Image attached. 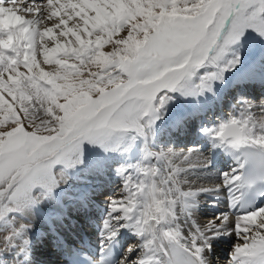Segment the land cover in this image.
<instances>
[{
    "label": "snow or ice",
    "instance_id": "6c2138e0",
    "mask_svg": "<svg viewBox=\"0 0 264 264\" xmlns=\"http://www.w3.org/2000/svg\"><path fill=\"white\" fill-rule=\"evenodd\" d=\"M249 45L264 60V0H0V264H33L34 220L55 204L63 222L82 168L119 192L98 255L52 229L66 264H213L222 238L226 264H264V100L242 79L227 116L199 123L203 147L172 140L221 100ZM73 201L89 223L91 194ZM202 201L224 210L201 222ZM124 231L136 242L118 256Z\"/></svg>",
    "mask_w": 264,
    "mask_h": 264
},
{
    "label": "bare ground",
    "instance_id": "6f19581e",
    "mask_svg": "<svg viewBox=\"0 0 264 264\" xmlns=\"http://www.w3.org/2000/svg\"><path fill=\"white\" fill-rule=\"evenodd\" d=\"M258 63L260 64V66H262L261 65V60L259 58H250V59H248V61L245 64L242 63V65L244 64L243 66L240 65V66L244 67V69L242 71H238L237 72L235 80L230 81V83L227 82L226 85H224V86H218V93L221 96V100L225 97L224 93L228 89H230V87H232V83H238L242 79L246 80L248 84H256V85L264 84V73H261V72H263L262 70H261V72L258 71V69H257L258 66H256V64H258ZM242 67H240L239 69H242ZM220 90H223L224 93H221ZM209 98L212 99V97H209ZM221 100H216L215 102H214V100H212L214 105L211 106V109L215 108V110L218 112L217 116L214 115L218 119H220L221 117H226L227 113L229 111H231L230 106L228 107L226 113H225V110L224 111H223V109L221 110V107H220ZM181 101H183V100H181ZM173 103H175V102H173ZM192 106L193 105L188 104L186 110H191ZM211 119H214V118L211 117ZM212 125L214 126V123ZM179 137H183V135H179ZM84 171H85V169H84ZM85 175H86L87 179L89 177H90V179H96V177H97L95 175L87 174L86 171H85ZM99 180L101 181V184L100 185H96V187H93L94 183H91L89 191L86 188L88 186L80 185L79 184L80 181L78 179H76V177H75V179H72L69 182L70 184L73 183V185L69 186V184H68V191L65 192V194H66V197L67 196H70V197L68 199L65 197L66 201H64V197L62 198V203H63L64 210L66 211V215H68L70 206L74 204L73 197L80 196V195H85V194H91V197H92L94 192H96L95 189L98 190L99 188H103V186H106L109 183L103 177H100ZM88 181H90V180L88 179ZM97 183L98 182L96 181L95 184H97ZM84 188L86 189V191L84 190ZM91 199L93 200V198H91ZM210 205H211L210 203L209 204L207 203V205H203L202 206V209H201V211L199 213V219L201 220V222H206L214 214L219 212V211H216V213H213V215H211V217L209 215L206 216L205 215L206 213L203 212V209H206ZM222 207H224V204H223ZM71 209H73V208H71ZM73 210H76V208L74 207ZM59 211H61L60 207L58 205H55V204H48L47 206H45V205L42 206V212L34 220V224L36 225L37 228H39L40 232L38 231V229H34L36 231V234L32 235V239H35L39 243L41 242L43 244L44 239H46L47 236H50L51 239H53L52 229L55 228L56 233L58 235H60L61 237H63L69 245H73L75 247H80L81 243H83L85 245V243L90 240L87 231L86 230L80 231V233L78 234V236H79L78 237L77 234L73 230H71L69 228V221L72 220V216L68 215L69 216L68 220L65 221L63 219V222H61L60 220H57L55 218L56 214ZM34 228H35V226H34ZM44 233H46V235H41V234H44ZM123 233H125L126 235H131V233H128L127 231H124ZM75 239H77L76 242H75ZM133 239L135 240V237H133ZM230 241L231 240L228 239V238H222L221 240L216 241V243L220 244V246H219V248L218 247L215 248L214 249L215 250V254H214V252L212 254L213 256H215V260L213 261L214 263H216V264H226V259L228 258V254L227 253H228V248H229ZM131 244H133V243H131ZM214 247H215V245H214ZM84 249L85 248H83L82 250H84ZM53 251H57V250L53 247L51 249V252H53ZM217 252L219 253V255H216ZM222 253H224L227 256L224 257V258L221 257L220 255H222ZM56 256H58L57 253H56ZM63 258H64V256H63ZM64 260H65V258H64Z\"/></svg>",
    "mask_w": 264,
    "mask_h": 264
},
{
    "label": "rangeland",
    "instance_id": "374dc122",
    "mask_svg": "<svg viewBox=\"0 0 264 264\" xmlns=\"http://www.w3.org/2000/svg\"><path fill=\"white\" fill-rule=\"evenodd\" d=\"M258 49H259V47L258 46H254V45H249L247 48H245L244 50H243V55H242V63H246L247 61H248V59H250V58H252V56H254V55H256L258 52ZM260 50V49H259ZM244 61H246V62H244ZM242 63H241V65H242ZM243 64V65H244ZM242 65V66H243ZM242 66H239L238 68H237V70L234 72V73H230V74H228V76L230 77L232 74V79H231V81L232 80H235L236 78V74H237V72L238 71H242L243 69H244V67H242ZM256 66H258V67H261L260 66V64L258 63V64H256ZM240 67H242V69H239ZM258 71H260L261 72V70H258ZM261 73H264V72H261ZM252 94V93H251ZM247 96V95H246ZM257 98V100H255L254 102L256 103V104H259V103H261V100H264V98H258V97H256ZM250 99V98H249ZM173 102H175V103H173L174 105H176L177 107L174 109L175 111H185L184 109H185V107H186V104H188L190 101H184V103H183V101H181L180 99H177V100H174ZM190 105H192V104H190ZM192 107H194V106H192ZM187 109V108H186ZM218 113V112H217ZM217 113H213V114H209V115H207V119L208 120H215L216 119V116H217ZM214 115H216V116H214ZM201 117V116H200ZM211 117L212 118H214V119H211ZM202 120V117L201 118H199V120L198 121H201ZM195 121H197V120H195ZM197 121V122H198ZM177 136H173L172 137V140H173V142L176 144V146H178V147H185V146H180V143H181V139H177L176 138ZM188 137V136H187ZM166 138V137H165ZM187 147H193V146H187ZM82 170L84 171V169L82 168ZM81 172H78V177L80 178V177H84V175L83 174H80ZM84 173H85V171H84ZM107 177V180H110L109 181V185H108V187L106 188V190H105V192H103L101 195H99L98 196V198L99 199H103V200H106V198L108 197V196H110V195H113L114 193L115 194H117L118 195V192H119V189H118V187H116V189H112V186L114 187V186H116V184H114V185H111L113 182H112V180H113V176H111V175H109V176H106ZM86 180H88L87 179V177L85 178ZM96 179H100V177H96ZM86 180L84 181V182H86ZM90 181H92V180H90ZM119 181V180H118ZM117 183V182H116ZM101 184V183H100ZM73 185V183L72 184H70L69 183V186H72ZM68 191V186H67V188H66V190H65V192H67ZM66 194L64 195V201H66V198L68 199L70 196H67L66 198ZM48 204H46L45 206H47ZM71 208H73L74 209V206L73 205H71L70 206V209ZM77 211L76 210H71V211H69L68 212V215H70V216H72V219H73V217L75 216V213H76ZM34 226L36 227V225L34 224ZM36 234V231L34 230V227H33V232H32V235H35ZM46 245V246H45ZM37 247H38V245L37 244H33V255L35 256H32L35 260H36V262H38L39 264H45V263H48V262H45V261H47L48 259V257H50V256H54L55 255V253L54 254H50V253H47V254H45L44 252H42L41 250H38L37 249ZM44 247H48V243L47 242H45L44 243ZM49 254V255H48ZM56 257V256H55ZM55 262V261H54ZM33 264H37V263H35V262H33Z\"/></svg>",
    "mask_w": 264,
    "mask_h": 264
}]
</instances>
